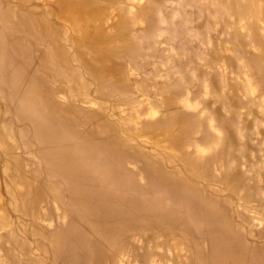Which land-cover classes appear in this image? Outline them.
<instances>
[{"label": "rangeland", "instance_id": "obj_1", "mask_svg": "<svg viewBox=\"0 0 264 264\" xmlns=\"http://www.w3.org/2000/svg\"><path fill=\"white\" fill-rule=\"evenodd\" d=\"M13 50L119 172L75 201L0 79V264H264V0H0Z\"/></svg>", "mask_w": 264, "mask_h": 264}, {"label": "bare ground", "instance_id": "obj_2", "mask_svg": "<svg viewBox=\"0 0 264 264\" xmlns=\"http://www.w3.org/2000/svg\"><path fill=\"white\" fill-rule=\"evenodd\" d=\"M15 53L16 51L14 50L13 53L10 51L5 53L8 58L5 70H8L7 73L9 74L6 75L7 77L0 76V79L6 80L13 97L18 96L16 111L19 116L29 119L35 126V135L39 141H42L40 143V151L51 159L52 170L70 180L71 196H73L75 201L78 200L84 203L86 199L90 198L91 193L84 191L83 184L82 187L80 184L85 183V181L91 184L93 178L97 176H101L105 180H111V183L112 180L118 181V163L115 160L105 164L99 160L101 155L98 151L100 148L102 151L103 149L111 151L108 142L95 144L93 140H91V143L88 140L74 141L71 135L64 131L69 125V118L64 117L58 108L53 110V108L44 105L39 96H33L36 94V87L33 82L25 85L20 91H15V83L17 79H20L19 75L23 72V68H17L14 65L12 57ZM3 68H0V70ZM30 96L37 101V104L41 102L39 109L42 115L38 112L35 113L38 116L32 113V110L37 106L35 100L31 101ZM92 145L99 149L95 150ZM105 210L107 214L111 213L110 208L106 207Z\"/></svg>", "mask_w": 264, "mask_h": 264}]
</instances>
